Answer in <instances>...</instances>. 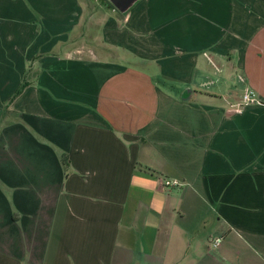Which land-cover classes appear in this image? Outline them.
<instances>
[{"label":"crops","instance_id":"1","mask_svg":"<svg viewBox=\"0 0 264 264\" xmlns=\"http://www.w3.org/2000/svg\"><path fill=\"white\" fill-rule=\"evenodd\" d=\"M0 264H264V0H0Z\"/></svg>","mask_w":264,"mask_h":264},{"label":"built area","instance_id":"2","mask_svg":"<svg viewBox=\"0 0 264 264\" xmlns=\"http://www.w3.org/2000/svg\"><path fill=\"white\" fill-rule=\"evenodd\" d=\"M257 103H259V101L256 98L255 94L246 90L243 94L240 105L237 107L235 111L241 112L242 107L247 106V105L257 104ZM164 185L165 186H178L179 183L177 181H165ZM220 243H221V239L217 238V239H213L210 245L212 248H217L219 247Z\"/></svg>","mask_w":264,"mask_h":264},{"label":"water","instance_id":"3","mask_svg":"<svg viewBox=\"0 0 264 264\" xmlns=\"http://www.w3.org/2000/svg\"><path fill=\"white\" fill-rule=\"evenodd\" d=\"M120 14H127L141 0H107Z\"/></svg>","mask_w":264,"mask_h":264},{"label":"rangeland","instance_id":"4","mask_svg":"<svg viewBox=\"0 0 264 264\" xmlns=\"http://www.w3.org/2000/svg\"><path fill=\"white\" fill-rule=\"evenodd\" d=\"M80 34H82L81 38H83V40H90V38H93L95 36L100 37L101 36V30L98 29L97 26L90 25L87 32H86V30H84Z\"/></svg>","mask_w":264,"mask_h":264},{"label":"trees","instance_id":"5","mask_svg":"<svg viewBox=\"0 0 264 264\" xmlns=\"http://www.w3.org/2000/svg\"><path fill=\"white\" fill-rule=\"evenodd\" d=\"M105 2H106V4L109 6V7H111V8H113L114 9V7L107 1V0H104ZM26 86H28V83H27V81H24L23 82V84L21 85V87L19 88V90L17 91V95L26 87Z\"/></svg>","mask_w":264,"mask_h":264}]
</instances>
